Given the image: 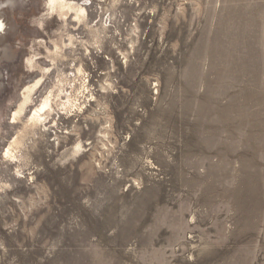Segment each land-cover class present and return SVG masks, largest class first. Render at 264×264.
Wrapping results in <instances>:
<instances>
[{
    "label": "rangeland",
    "instance_id": "1",
    "mask_svg": "<svg viewBox=\"0 0 264 264\" xmlns=\"http://www.w3.org/2000/svg\"><path fill=\"white\" fill-rule=\"evenodd\" d=\"M82 1L52 64L46 0H0V264H264V0ZM33 55L51 70L14 122ZM80 64L87 89L6 156Z\"/></svg>",
    "mask_w": 264,
    "mask_h": 264
},
{
    "label": "bare ground",
    "instance_id": "2",
    "mask_svg": "<svg viewBox=\"0 0 264 264\" xmlns=\"http://www.w3.org/2000/svg\"><path fill=\"white\" fill-rule=\"evenodd\" d=\"M114 1L116 2V0H113V4H115ZM82 2H80V0H46V7H47V10L49 11V15L51 16L55 14L61 19V21H63L62 22L63 28L66 31H68V36H69V45L63 44L62 46V43L60 41L56 39L55 40L51 39L53 43V46H52L53 48L51 49L47 45L44 46L48 53L47 56L52 61V64L57 62L58 59H60L61 61H63L64 59L66 60V58L68 57L66 48L68 46L75 44V36L69 31V28H68L70 25L69 23L70 19H73V21L77 23H84L86 25H88L89 23L88 20L90 19V16H89L88 7L86 4V1H84L85 3L84 2L82 3ZM107 27L108 26H105L104 24H101L99 25V27H95V28L90 27L91 32L94 36L93 38L94 39L96 38L98 43L101 42L103 38H105L104 35L106 34V31L108 29ZM40 44L44 45L45 43L43 41L42 42L40 41ZM119 51H120L119 53L123 55V58L127 60V55L123 53L124 51L123 52L121 50ZM26 66L32 71L40 70L42 75L39 79L35 81V83L25 85V87H23V90L21 92V99L12 116L14 122L15 120L17 121L20 120L21 122V116L24 115L29 104L34 101L33 93L35 89H37L36 87L42 83L44 76L47 73H49L51 70L50 67H45V66L43 67V65L39 61V58H37L36 55H33L27 58ZM57 71L59 73L57 76L58 80L53 85L55 87H58L57 91H59V94L55 95L56 92H54V90L47 91L45 96H43L41 102L38 103L34 107L33 111H31L30 115L27 116V120L24 121V123L22 121V123L24 124L23 125L24 127L22 126L23 129L19 130L20 132L18 131L19 133L13 138L9 146L6 148L5 155L8 156L9 158L20 159L22 157L23 154H18V153H20L19 151H21L23 146L26 144L25 137H26L27 131L31 128H34L40 125V123L45 122L47 118L51 115V113L55 111V106H56V103L54 105L55 98L57 99V97L60 96V93L63 91L64 85L72 83L73 84L72 88L76 89L77 81L82 79L81 80L82 87L87 89V86L85 85L86 82L84 78H82V74L85 72V69L81 64L79 66L77 65L74 66V69L71 75L66 73V71L63 69H58ZM81 93L84 96V92L82 91ZM66 97H67V102L65 101L63 102L64 103L63 106L66 107V110H67V107H68V111H70L69 109H72L75 107L77 109L81 108L82 104L78 103L80 99L77 94L73 95L72 92H70V94ZM77 148H81L80 143L77 144Z\"/></svg>",
    "mask_w": 264,
    "mask_h": 264
},
{
    "label": "snow or ice",
    "instance_id": "3",
    "mask_svg": "<svg viewBox=\"0 0 264 264\" xmlns=\"http://www.w3.org/2000/svg\"><path fill=\"white\" fill-rule=\"evenodd\" d=\"M3 28H4L3 23L0 22V31H3Z\"/></svg>",
    "mask_w": 264,
    "mask_h": 264
}]
</instances>
